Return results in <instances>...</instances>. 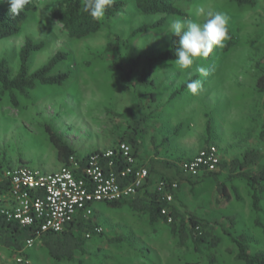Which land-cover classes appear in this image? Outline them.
I'll use <instances>...</instances> for the list:
<instances>
[{
  "label": "rangeland",
  "instance_id": "rangeland-1",
  "mask_svg": "<svg viewBox=\"0 0 264 264\" xmlns=\"http://www.w3.org/2000/svg\"><path fill=\"white\" fill-rule=\"evenodd\" d=\"M54 0H40L32 15L13 37L0 40V60L4 59L15 75L19 50L26 37L43 41V50L34 53L29 72L42 67L58 51L68 55L53 72L68 73L64 86L37 84L27 97L17 96V105L0 90V173L7 168L27 166L42 172H55L62 164L49 141V126L74 150L85 156L114 148L130 121L147 117L140 138L138 163L153 168V181L160 176L179 183L173 200L187 228L195 217L200 230L209 238L219 239L217 247L206 245L195 251L189 238L179 244L168 223L150 224L148 217L128 207L96 205L91 221L101 228L86 240L84 253L61 264H243L235 256V239L246 238L249 254L264 252V191L260 210L252 207L251 188L230 172L231 161L254 150L261 155L249 171L264 170V92L257 88V78L264 66V0H254L252 7H239L229 0H191L183 8L184 17L164 14L145 15L132 4L98 32L80 40L69 39L61 26L50 19ZM219 12L228 18V31L234 45L214 49L207 58L197 59L188 70H179L174 62H149L169 48V25L174 18L199 19L197 10ZM144 29L134 35L137 29ZM113 43L115 50H107ZM139 65L128 88L121 75L130 60ZM206 69V74L198 71ZM143 73L151 81L137 84ZM197 78L198 94L188 89L177 98L172 94ZM71 83V84H69ZM211 123L208 137L206 122ZM213 145L226 166L217 178H190L176 167L193 158L203 148ZM167 163V164H166ZM225 187L224 196L219 191ZM264 189V182H262ZM257 222V223H256ZM30 264L54 263L38 242L27 252ZM3 264H15L12 250L0 243Z\"/></svg>",
  "mask_w": 264,
  "mask_h": 264
},
{
  "label": "trees",
  "instance_id": "trees-1",
  "mask_svg": "<svg viewBox=\"0 0 264 264\" xmlns=\"http://www.w3.org/2000/svg\"><path fill=\"white\" fill-rule=\"evenodd\" d=\"M231 3L236 4L239 7H252L255 4L254 0H229ZM40 0H31L30 4L18 16H11L8 13L9 4L7 0L0 2V40L10 38L18 35L24 24L28 19L37 13ZM191 0H114V3L108 7L105 11L104 18L102 20H93L88 14L83 12V0H54L51 4L49 14L50 19L61 26V30L66 33L69 39L80 40L89 35H92L104 26L115 20L118 15L122 14L132 4L133 8L145 15L164 14L169 16L184 17L185 13L182 9L189 6ZM144 29H137L134 35L143 32ZM229 35V41L225 45V51L229 50L234 45L233 37ZM178 38L171 37V43L168 49L159 53L149 62V66H153L157 63L174 62L175 49ZM45 43L35 42L32 38L26 37L19 50V66L15 75H12L11 69L8 67L7 62L0 60V90L9 95L10 100L17 105V96L27 97L28 91L35 88L37 84L42 85H54L64 86L69 78L68 73L53 72L55 69L68 58V55L64 52L58 51L54 54L42 67L38 68L34 72H29V61L31 56L43 50ZM115 44L110 43L106 49L115 50ZM139 65V58H135L129 61L128 70L124 71L121 75L122 84L126 87L130 84V78L132 72L136 70ZM261 74L257 78L256 84L260 92H264V66L261 69ZM198 80L197 78L191 79ZM187 82V83H188ZM186 85H182L181 88L172 94L173 98H177L184 93L187 89ZM71 84V83H69ZM137 84L141 86H148L151 81L147 79V73H143L138 80ZM128 88V87H127ZM147 121V117H143L139 120L130 121L127 125L128 130L125 131V138L121 139L130 146L133 156L138 159L140 149V138L144 134V124ZM208 137L211 134V123L206 122ZM45 132L48 135L49 141L53 144L57 150L58 159L61 164H66L68 159L74 155V150L62 139L49 126L45 127ZM261 138L264 136V132H261ZM208 147V146H207ZM99 152V151H95ZM92 152V153H95ZM91 154V153H90ZM89 155V154H88ZM261 160V155L258 151H248L242 155L240 160L235 159L229 164L230 172H236V178L243 179L251 188V200L253 209L258 212L260 210L261 195L264 191L262 182H264V170L258 172H251L249 169ZM108 160H102L101 165L104 171L107 173L109 168L107 166ZM167 164V163H166ZM127 166V163L123 161L119 156H116L111 170L117 176V180L121 185L128 184L132 181L133 177L128 175L121 177V171ZM169 167L179 168L176 164H167ZM226 166L224 162H220L219 169H223ZM8 169V168H7ZM153 174L155 170L148 168V178L145 183V188L141 193L126 198L121 201L109 202L106 205L113 208L128 207L135 213H141L148 217L149 223L155 224L159 221L167 222V218L161 214L163 208H169V214L172 218L168 223L170 231L174 237L178 236L179 244H183L187 238H189L193 244L195 251L203 245H206L208 249L217 247L219 239L216 236L209 238L207 233L200 230V223L193 216L189 218V227L183 217L174 208V205H167L161 196L155 193L153 190L148 191V187L153 186L157 181L166 179L174 181L172 178L160 176L158 180L153 181ZM216 173H207L199 177L202 179L205 176H212L217 178ZM1 175V173H0ZM179 188L173 192V200L176 198V193ZM219 191L224 196L225 187L220 185ZM226 201H229L228 196H224ZM257 223V222H256ZM97 224L93 223L91 219L76 220L67 226L61 233H45L42 235L40 242L43 245L47 256L54 263H68L75 259L77 254L84 253L85 244L87 238L86 234L93 237L97 234L95 229ZM264 234V230H263ZM31 236V233L15 224L0 223V243L12 251H20L24 246V241L27 237ZM235 245L237 247V253L235 258L243 264H264V252H255L253 254L248 253L246 238L244 235H240L235 239Z\"/></svg>",
  "mask_w": 264,
  "mask_h": 264
},
{
  "label": "built area",
  "instance_id": "built-area-1",
  "mask_svg": "<svg viewBox=\"0 0 264 264\" xmlns=\"http://www.w3.org/2000/svg\"><path fill=\"white\" fill-rule=\"evenodd\" d=\"M116 156L127 163L120 174L121 177H133L128 184L121 185L111 170ZM102 160H108L107 173L101 165ZM220 162L219 151L210 145L193 158L182 161L179 168L188 177L196 179L218 172ZM147 178L148 169L138 163L125 142H119L109 150L73 155L55 172H42L27 166L5 169L0 175V223L15 224L31 233L20 251H12L14 263L30 264L27 252L40 242L42 235L59 234L76 220L87 221L94 215L96 205L141 193ZM152 188L167 205H171L179 183L161 179ZM169 211L166 207L161 210L168 223L172 220ZM95 231L100 233L101 228L97 227ZM85 237L88 239L90 235ZM0 264H3L1 258Z\"/></svg>",
  "mask_w": 264,
  "mask_h": 264
},
{
  "label": "clouds",
  "instance_id": "clouds-1",
  "mask_svg": "<svg viewBox=\"0 0 264 264\" xmlns=\"http://www.w3.org/2000/svg\"><path fill=\"white\" fill-rule=\"evenodd\" d=\"M7 2L9 15L18 16L31 0H7ZM113 3L114 0H83V12L93 20L99 21L104 18L106 9ZM196 15L204 16L203 21L174 18L169 25L171 35L178 38L174 64L181 71L190 69L197 59L209 57L214 49L223 48L224 41L230 38L227 16L212 11L205 14L203 9L197 10ZM198 71L206 74L204 67H199ZM201 87V82L198 80L187 83V89L193 95L198 94Z\"/></svg>",
  "mask_w": 264,
  "mask_h": 264
},
{
  "label": "crops",
  "instance_id": "crops-1",
  "mask_svg": "<svg viewBox=\"0 0 264 264\" xmlns=\"http://www.w3.org/2000/svg\"><path fill=\"white\" fill-rule=\"evenodd\" d=\"M137 161H138V159H137ZM150 187H151L150 190H152V189H153V188H152L153 186H150Z\"/></svg>",
  "mask_w": 264,
  "mask_h": 264
}]
</instances>
